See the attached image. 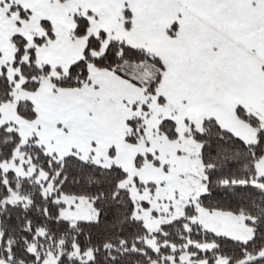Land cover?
<instances>
[{
	"label": "snow or ice",
	"instance_id": "6c2138e0",
	"mask_svg": "<svg viewBox=\"0 0 264 264\" xmlns=\"http://www.w3.org/2000/svg\"><path fill=\"white\" fill-rule=\"evenodd\" d=\"M0 264H264V0H0Z\"/></svg>",
	"mask_w": 264,
	"mask_h": 264
}]
</instances>
